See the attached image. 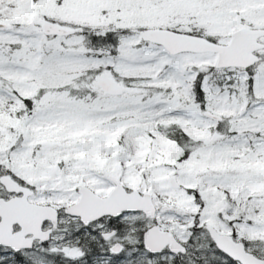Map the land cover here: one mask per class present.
<instances>
[{
	"label": "snow or ice",
	"instance_id": "obj_1",
	"mask_svg": "<svg viewBox=\"0 0 264 264\" xmlns=\"http://www.w3.org/2000/svg\"><path fill=\"white\" fill-rule=\"evenodd\" d=\"M0 264H264V0H0Z\"/></svg>",
	"mask_w": 264,
	"mask_h": 264
}]
</instances>
